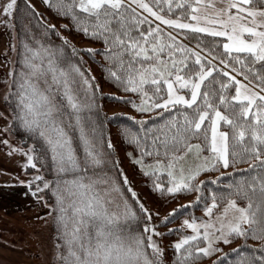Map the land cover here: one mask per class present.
Wrapping results in <instances>:
<instances>
[{"label": "snow or ice", "instance_id": "snow-or-ice-1", "mask_svg": "<svg viewBox=\"0 0 264 264\" xmlns=\"http://www.w3.org/2000/svg\"><path fill=\"white\" fill-rule=\"evenodd\" d=\"M68 18L60 28L103 47L78 49L55 24L37 12L43 32L21 40L9 61L0 136L11 151L37 168L44 161L50 179L37 174L27 184L49 208L60 264H164L156 236L177 215L205 197L202 189L233 173L200 180L202 173L246 163L227 190H211L207 218H185L191 229L173 243L175 264L221 256L211 264H264V0H44ZM29 6L34 9L35 6ZM16 0L0 3V23L14 27ZM59 38L55 44L51 36ZM68 52L76 57V62ZM85 52L103 56L106 78L125 92L116 97L140 113L121 125L128 152L153 190L175 196L195 192L160 223L140 200L115 156V145L99 118L100 84L86 68ZM98 62V61H97ZM150 114V115H149ZM117 114L113 113L115 117ZM106 119V118H105ZM22 130L28 149L12 145L6 133ZM250 162V163H249ZM115 169V172H113ZM161 176L164 179H161ZM122 178V182L121 179ZM47 189L49 204L37 195ZM244 200L242 205L238 200ZM222 205V207H221ZM159 217V213L155 214ZM181 229H167L168 233ZM237 237L262 241L237 245ZM203 244V246H201ZM256 251L261 255L256 258ZM235 257L231 259L230 257Z\"/></svg>", "mask_w": 264, "mask_h": 264}, {"label": "trees", "instance_id": "trees-1", "mask_svg": "<svg viewBox=\"0 0 264 264\" xmlns=\"http://www.w3.org/2000/svg\"><path fill=\"white\" fill-rule=\"evenodd\" d=\"M17 7L14 10V36H15V45L17 49L20 48L21 40L30 37L32 33H36L37 36L43 32V28L41 24H39L37 21L40 19V16L43 17L44 20L48 22L49 25L55 24L57 28L60 29V31L67 37H69V40L75 44V46L78 49L86 48V47H93V48H101L103 47L102 41H94L92 39H89L83 35L82 32H77L74 28H72L71 31L65 30L63 28H60L61 24H68L69 19L62 17L58 15L56 12H54L48 5L45 4V10L46 11H39L36 8L32 9L29 6V0H16ZM32 5V4H31ZM39 13L40 16H37L35 13ZM51 40L55 44H59L60 40L57 36L54 34L51 36ZM69 57L73 60V62H76V57L73 56L70 52H68ZM77 56L83 57V60L85 62V67L91 69V74L96 77L97 82L100 84V88L97 92V103L101 106L99 109V118L101 120L105 121V127L106 132L110 134L113 144L115 145V156L120 161V167L123 169V172L125 175H127L129 181L131 182V186L134 188V190L138 193L140 200L145 204L146 207H148L151 211L150 204L145 199V196L143 194H150L153 197H156L155 200L163 203H173V207H176L177 204H187L188 201H195L196 193L190 192V193H183L178 194L175 196H171L168 194L161 195L159 191L153 190L152 182L155 178H149L148 176H145L143 173H139L137 171H134L133 168L130 167L129 164H127L125 158L120 155L119 148L122 150H129L133 152V154L139 156V151L135 150V146L132 144L127 143L122 134V128L121 125H128L132 124L133 122L129 120V117L136 116L139 117V112H130V111H123L118 110L117 107L121 105H125L128 107H131L130 103H126L123 99H117L116 97H131V99H136L135 95L130 92H125L121 88H119L116 84L109 81L105 74H104V65L107 63V61L104 60L103 56L100 54H97L95 59H92L89 55H87L85 52H79L76 54ZM16 59V54L14 53V60ZM98 61V62H97ZM5 104V103H4ZM6 105V104H5ZM7 106V105H6ZM105 106H108V110L105 108ZM113 113H116L117 115L114 117ZM150 115V114H149ZM106 118V119H105ZM12 133L15 137L24 139L25 142L32 143L31 140L28 139L27 135L22 130H16L13 129ZM38 165V170L40 171L41 175L45 179H50V174L47 169V167H40L41 164H44V161L37 160L36 161ZM250 163V162H249ZM248 167V164L246 163H237L235 164L234 168L229 167L227 169L220 168L219 171H208L206 173H202L199 177L200 180L204 179H212L214 177H217L220 175L221 172L227 174V173H233L231 177H228L227 175L220 179L219 184H213L208 185L202 189L201 195L205 197V199L201 203H194L190 205L184 215H177L175 218L171 220V222H176L177 220L181 219L182 217H192L198 216V211L204 208L205 204H209L211 202L210 199H207L211 196L212 191L211 190H227V186L230 181H236L239 179V176L236 175V172H239V170L246 169ZM113 172H115V169H113ZM135 176H138L136 179ZM145 177L143 180L141 179ZM121 182H122V178ZM161 179H164L163 176H161ZM141 186V187H139ZM142 194V195H141ZM43 196L45 200L49 202V204L52 202L51 200V193L44 189ZM238 203L244 204L245 201L240 199L238 200ZM171 208V209H172ZM170 210H167L165 214L160 215L159 213V219L155 222L160 223L163 221V218L167 216L170 213ZM153 213V211H151ZM153 216H156L153 213ZM154 222V220H153ZM168 224V223H167ZM161 226H164L162 223H160ZM167 229H181V231H174L171 233L167 232ZM51 231H52V238L54 236V227L51 221ZM158 231L161 233H165L162 236H156L159 239H172L176 238L179 233H184V229L181 228L179 225H173L168 226L164 228H158ZM262 241L249 238L247 241L243 237H237L233 240V242L230 245H227L223 248L224 252H230L231 249L236 248L237 245H244L247 244L251 246V248H258L259 245H261ZM203 245V244H202ZM163 249V260L164 264H175L174 262V249L172 247H163L160 246ZM256 258L258 259L261 255L260 251H256L255 253ZM221 256V253L218 252L214 256L209 257H203L201 256L199 259L193 258L190 260V264H211L212 261L216 260L217 257ZM56 264H60L56 254L54 255ZM231 259H234L235 257H230Z\"/></svg>", "mask_w": 264, "mask_h": 264}, {"label": "rangeland", "instance_id": "rangeland-1", "mask_svg": "<svg viewBox=\"0 0 264 264\" xmlns=\"http://www.w3.org/2000/svg\"><path fill=\"white\" fill-rule=\"evenodd\" d=\"M2 2L3 0H0V3ZM30 3L39 11H46L44 0H30ZM13 43H15L13 27H6L5 24L0 23V111L5 110L7 107L3 100V94L6 91L4 80L12 67L9 61H14V52L10 48ZM105 108L109 109L108 106H105ZM117 109L133 113L137 111L125 105L118 106ZM4 122L3 119H0V124ZM5 135H7L12 145L25 148V150L28 149L30 143L15 137L12 131ZM2 139L3 137L0 136V141ZM9 151V147L0 142V264H56L54 262L56 261L54 257L56 251L52 238L51 219L49 216L44 215L49 212V208L43 201L32 195L27 184L19 183L21 180L29 181L37 174L41 175L39 168L27 165V157L24 154L17 151H11V154H9ZM128 152L131 151L119 148V153L125 158L127 164L134 171L143 173L139 166L128 156ZM135 178L137 179L138 176H135ZM144 178L142 176L141 179ZM43 191L37 195L43 196ZM143 195L154 214L160 213V215H163L173 207V203L163 204L155 200L156 197L150 194ZM197 213L198 216L196 217L207 218L204 208ZM185 218L190 219L191 217H182L167 225L177 224L182 226ZM158 219L159 217L153 216L154 223H157L155 221ZM164 227L160 225L158 228ZM183 229L184 233H191V229ZM182 234L179 233L176 238L172 239H159L157 237H154V239L158 241L160 246L168 248L172 247L173 243ZM227 245L221 244L220 246L224 248Z\"/></svg>", "mask_w": 264, "mask_h": 264}]
</instances>
